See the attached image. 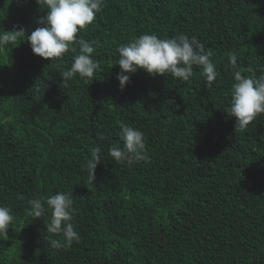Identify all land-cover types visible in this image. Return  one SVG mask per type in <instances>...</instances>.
<instances>
[{"label": "trees", "instance_id": "1", "mask_svg": "<svg viewBox=\"0 0 264 264\" xmlns=\"http://www.w3.org/2000/svg\"><path fill=\"white\" fill-rule=\"evenodd\" d=\"M46 12L0 0V33L26 32L0 51V206L15 218L0 264H264V114L235 131L224 111L230 54L243 75L264 74V0H104L77 33L95 42L99 69L67 87L60 73L74 53L51 61L26 40ZM141 34L195 37L217 78L208 87L196 67L188 81L141 69L121 90L118 48ZM121 125L144 133L147 160L108 155L123 145ZM97 144L94 179L82 165ZM57 192L73 199L80 240L70 247L46 231L51 210L28 214L29 200Z\"/></svg>", "mask_w": 264, "mask_h": 264}, {"label": "clouds", "instance_id": "2", "mask_svg": "<svg viewBox=\"0 0 264 264\" xmlns=\"http://www.w3.org/2000/svg\"><path fill=\"white\" fill-rule=\"evenodd\" d=\"M104 0H36L38 5H44L47 12L40 17L41 25L27 36L32 52L51 61L62 59L70 50L74 53L73 62L66 71L60 73L62 83L67 87L68 82L78 74L89 84L99 69L98 62L92 57L94 41L83 37L77 38V33L85 29L95 19ZM21 34H26L23 28L0 33V51L5 46L15 42ZM78 44L77 52L73 44ZM119 59L116 64L120 71L116 74L119 86L123 90L130 82L131 74L144 70L152 76L165 75L188 81L194 74V67L201 69L206 86L210 87L218 76L216 65L212 60L214 53L205 50L204 45L195 37L189 38L181 34L168 39H160L155 34H141L127 44L118 48ZM237 56L230 54L229 65L233 71L234 83L231 90L229 105L224 110L228 117H234L235 131H244L260 114H264V74L260 76H245L238 70ZM253 72L252 69H249ZM100 141L107 139L100 135ZM120 145H110L108 155L115 163L132 166L147 160L145 152L144 133L129 125H121ZM102 147L100 144L92 147L89 158L82 165L95 179L94 173L101 163ZM29 216L33 219L42 217L46 209L51 210V220L46 224V231L52 234H63L67 246L79 242L80 236L74 230L73 199L71 193L57 192L45 200L31 199ZM11 209L0 206V236L7 235L10 224L14 221Z\"/></svg>", "mask_w": 264, "mask_h": 264}]
</instances>
